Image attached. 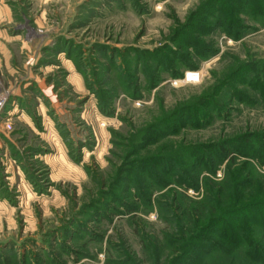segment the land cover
I'll use <instances>...</instances> for the list:
<instances>
[{
    "label": "rangeland",
    "instance_id": "rangeland-1",
    "mask_svg": "<svg viewBox=\"0 0 264 264\" xmlns=\"http://www.w3.org/2000/svg\"><path fill=\"white\" fill-rule=\"evenodd\" d=\"M262 67L264 0H0V264H264Z\"/></svg>",
    "mask_w": 264,
    "mask_h": 264
},
{
    "label": "trees",
    "instance_id": "trees-1",
    "mask_svg": "<svg viewBox=\"0 0 264 264\" xmlns=\"http://www.w3.org/2000/svg\"><path fill=\"white\" fill-rule=\"evenodd\" d=\"M230 37H232V38H234L235 39V37H233V35H229ZM255 68H257L258 69V67L256 66ZM255 78H256V80H251L250 82H251V85H255L254 86V88L255 87H257V88H262L261 90H262V101L264 102V67H262V68H260L259 69V71H258V73L256 74V76H255ZM260 91V90H259ZM262 164H264V160H262ZM229 184L230 183H226V186H229ZM228 188V187H227ZM256 205V204H255ZM257 207H259V206H257ZM256 207V208H257ZM260 250H263L262 249V247L260 248V247H258V249H256V248H254V250L252 251V254L254 253V255H258V256H261L262 258H264V250L263 251H260Z\"/></svg>",
    "mask_w": 264,
    "mask_h": 264
},
{
    "label": "bare ground",
    "instance_id": "bare-ground-1",
    "mask_svg": "<svg viewBox=\"0 0 264 264\" xmlns=\"http://www.w3.org/2000/svg\"><path fill=\"white\" fill-rule=\"evenodd\" d=\"M190 75H191L192 77H195V79H194L195 81H198L199 78H200V76H201L200 73H195V72H191V73H188V74H187V76H190ZM186 78H187V77H186Z\"/></svg>",
    "mask_w": 264,
    "mask_h": 264
}]
</instances>
